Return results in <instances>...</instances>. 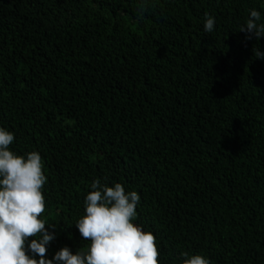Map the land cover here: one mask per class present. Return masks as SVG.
Here are the masks:
<instances>
[{"label":"trees","instance_id":"16d2710c","mask_svg":"<svg viewBox=\"0 0 264 264\" xmlns=\"http://www.w3.org/2000/svg\"><path fill=\"white\" fill-rule=\"evenodd\" d=\"M138 2L0 0V127L42 157L45 259L86 248L99 180L139 194L159 264H264V37L239 32L264 0Z\"/></svg>","mask_w":264,"mask_h":264},{"label":"clouds","instance_id":"9594fccd","mask_svg":"<svg viewBox=\"0 0 264 264\" xmlns=\"http://www.w3.org/2000/svg\"><path fill=\"white\" fill-rule=\"evenodd\" d=\"M150 6L151 0H139L137 12L143 14ZM260 21V12L250 10L239 32L245 33L246 39L259 40L264 37V23ZM203 27L205 32L215 27L214 18L207 13ZM254 54L264 59L259 48ZM14 139V133L0 127V264H159L155 236L133 223L139 194L126 192L121 183L109 187L99 180L91 183L84 214L74 225L89 242L86 248L72 254L63 247L51 260L45 259L47 246L55 239V225L41 219L46 210L44 163L37 151L26 155L10 151ZM181 258L182 264H211L199 254L183 252Z\"/></svg>","mask_w":264,"mask_h":264}]
</instances>
